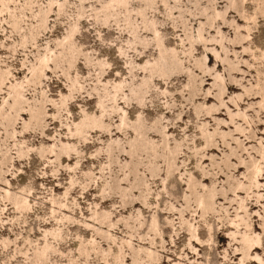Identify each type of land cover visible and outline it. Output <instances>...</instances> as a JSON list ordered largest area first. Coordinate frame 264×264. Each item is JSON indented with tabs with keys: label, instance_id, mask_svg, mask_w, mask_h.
Returning a JSON list of instances; mask_svg holds the SVG:
<instances>
[{
	"label": "rangeland",
	"instance_id": "obj_1",
	"mask_svg": "<svg viewBox=\"0 0 264 264\" xmlns=\"http://www.w3.org/2000/svg\"><path fill=\"white\" fill-rule=\"evenodd\" d=\"M83 2L100 5L108 0ZM132 2L143 5L148 0ZM156 2L160 9L153 12L149 7L146 15L157 22L163 19L160 13L175 16L183 34L182 18L194 21L187 24L188 43L178 48L180 60L174 62L170 84L175 95L169 96L177 105L183 103L168 134L173 149L184 140L187 155L182 164L189 179L182 184L176 177L167 192L158 191L155 180L149 185L144 176L145 172L150 177L153 172L158 175V166L167 164L169 145L158 132L138 138V150L126 156L127 133L115 131L119 114L107 112L102 130L90 127L91 122L77 128L81 108L89 117L94 112L99 115L95 98L81 97L66 109L72 115L62 121L59 115L51 119L54 109L44 111L45 96L58 98L56 94L64 88L59 80L45 81L44 94L38 85L19 92L17 85L24 75L18 66L34 51L26 52L19 42L27 36L31 45L35 37L43 48L45 26L44 35L52 47L62 38L63 25L57 24L55 9H49L52 14L45 12L50 0H5L0 8V264H240L241 257L244 264H256L252 257L264 256L258 244L248 251L245 242L247 232L252 237L261 234L259 214L264 207L259 206L258 197L264 190L253 187L250 192L243 188L237 192L247 201L243 208L231 195L246 171L242 157L248 162L252 156L258 159L264 140V60L258 51L264 45V0H247L257 22L244 33L250 39L243 43L231 26L234 19L239 22L238 17L231 8L225 15L231 0ZM69 3L79 5L81 0ZM164 3L171 7L165 9ZM137 11L105 9L100 14L110 17L113 25L119 22L133 30L140 19L143 29ZM62 12L67 13L65 19L74 13L97 15L94 7L88 13L80 7ZM193 27L201 33L195 43ZM170 43L179 45L176 38ZM71 57L64 49L55 54L62 63ZM76 74L74 65L73 77ZM184 85H188L186 97L180 94ZM100 102L107 103L103 88ZM127 111L132 113V107ZM197 178L200 184L208 182L209 191L203 197L197 194ZM189 181L192 187L185 200L183 189ZM213 184L215 201L211 199ZM201 198L202 210L198 209ZM222 209L231 211V219L216 215ZM197 210L200 215L194 216Z\"/></svg>",
	"mask_w": 264,
	"mask_h": 264
},
{
	"label": "snow or ice",
	"instance_id": "obj_2",
	"mask_svg": "<svg viewBox=\"0 0 264 264\" xmlns=\"http://www.w3.org/2000/svg\"><path fill=\"white\" fill-rule=\"evenodd\" d=\"M4 2L5 0H0V8L3 7ZM41 7H44V5H41ZM76 7L83 8L85 13H88L89 9L94 7L97 9V15L93 17L91 14L74 13L68 15V18L65 19L67 13L62 12V10ZM149 7L153 12H157L161 5L156 0H148V3L143 5L134 4L132 0H108V2L100 5H86L83 0L79 5L69 3V0H62V2L61 0H50L45 12L46 15L52 14L49 9H55L56 22L63 25L62 38L56 39L55 47H52V42L44 35V32L47 31V26H45L44 31L41 32L43 37L41 43L45 44L43 48L40 44H37L35 37L32 39L31 45L27 42V36L19 42V47L24 48L26 52L29 48L34 51H32L31 57L23 60L18 66V71L24 75V79L19 81L17 88L20 93H24L28 90V85H38L40 94H44L45 81L53 79L63 83L64 88L56 94L58 98L54 97L52 100H48L45 96V114L48 113L49 108L55 110V114L51 116L52 120H55L57 115L60 116L62 121L71 116L72 112L70 110L66 111V109L80 100L81 97L89 100L95 98L98 101L96 109L99 110V115L94 112L89 117L81 108L82 119L77 124V128L79 129L82 125L91 122L90 127L100 126L102 130L104 116L107 112L112 111L119 114V123L115 124L114 120L112 123L115 124L116 132L122 135L125 132L127 133L129 143L124 145L126 156L128 151L138 150V138L144 137L153 130L158 132L167 140L169 145L164 157L167 164L158 166V175L153 172L150 177L149 173L145 172L144 176L149 185H151L152 180H155L158 182L157 190L167 192L168 185L176 177L180 178L182 184L186 179H189L182 164V158L187 155L183 150L184 140H181L178 146L173 149V140L168 134L169 128L173 127L172 118H179L178 107H183V103L177 105V100L170 101L169 96L175 95L171 92L170 84L174 62L180 60L178 48H183L188 43L185 38L187 36V24H194V21L182 18L185 23L183 34H181L182 25L177 17L160 13L163 19L157 22L156 17L150 18L146 15ZM163 7L167 9L171 5L164 3ZM9 8H11L10 4ZM228 8H231L235 16L238 17L239 22L234 19L231 26L239 36L243 37L241 41L243 43V41L250 39V36H245L244 33L248 32L257 22V17L252 14V9L249 7L247 0H231L230 5H225V15H228ZM105 9L112 11L120 9L122 12L137 9L136 14L141 16L144 27L141 29L140 19L137 20L135 30L123 28L119 22L113 25L110 17L100 14ZM215 19L216 21L220 20L219 13H217ZM85 21H87L86 24ZM200 36L201 33L193 27L192 42L195 43L200 39ZM173 38L178 39V47L172 46L170 43ZM0 47L3 46L0 45ZM61 49L72 53L70 59L65 58L66 63L55 59V54ZM258 51L261 52L260 59L264 60V45ZM185 55H187V52ZM80 64H83V68L79 67ZM74 65L77 73L75 77L72 75ZM85 70L87 75H84ZM141 71L144 73L143 76L139 75ZM49 73L54 75L50 77ZM92 85H95V87L93 88ZM187 87L188 85H184L180 88V94L185 97L187 95L185 88ZM102 88L107 103L100 102ZM109 105H111V109H109ZM129 106L133 109L132 113L127 111ZM133 115L134 119L132 118ZM109 132H112L111 128ZM261 149L259 158L252 156L251 162L242 157L244 161L243 168L246 171H244L243 177L240 178V186H237L231 193L236 200L240 201L241 208L247 202L237 196V192L242 191V188L249 192L253 187L257 191L264 190V140L261 141ZM197 159H199V156ZM196 184L198 195L203 197L208 193L207 180L200 184L199 178H197ZM160 185L164 187L161 188ZM191 187L192 184L189 181V187L183 189L185 200L188 199ZM201 188H203V192H200ZM157 199H160V197L157 196ZM211 199L216 200L215 184H213ZM248 199H251V196ZM258 201L259 206L264 207V191L260 192ZM233 205H235V201H233ZM28 208L31 209L30 204ZM204 208V199L201 198L198 202V209L202 210ZM244 211H247V209L244 208ZM221 212L216 213L221 220H223V215H227L231 219L229 209H222ZM193 215H200V211H194ZM259 215L261 234L255 237H252L250 232L245 234V242H248L246 250L248 251L251 250L253 245L257 244L261 249H264V213ZM237 219L245 224L249 222L244 217L237 216ZM47 235L45 233L46 252L48 251ZM91 242L95 243V240ZM197 242L200 241L197 240ZM252 259L256 261V264H264V256L252 257ZM17 264H19V261ZM240 264H244L243 257L240 259Z\"/></svg>",
	"mask_w": 264,
	"mask_h": 264
},
{
	"label": "bare ground",
	"instance_id": "obj_3",
	"mask_svg": "<svg viewBox=\"0 0 264 264\" xmlns=\"http://www.w3.org/2000/svg\"><path fill=\"white\" fill-rule=\"evenodd\" d=\"M250 203H251V202H249L248 205H249V206H252Z\"/></svg>",
	"mask_w": 264,
	"mask_h": 264
}]
</instances>
